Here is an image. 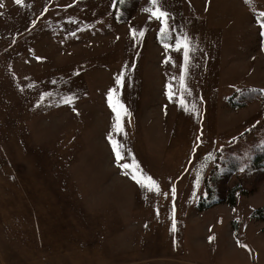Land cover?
Instances as JSON below:
<instances>
[{"label": "rangeland", "instance_id": "374dc122", "mask_svg": "<svg viewBox=\"0 0 264 264\" xmlns=\"http://www.w3.org/2000/svg\"><path fill=\"white\" fill-rule=\"evenodd\" d=\"M0 5V264H264V0Z\"/></svg>", "mask_w": 264, "mask_h": 264}, {"label": "snow or ice", "instance_id": "6c2138e0", "mask_svg": "<svg viewBox=\"0 0 264 264\" xmlns=\"http://www.w3.org/2000/svg\"><path fill=\"white\" fill-rule=\"evenodd\" d=\"M15 2L17 4H19L21 2V0H15ZM122 2V0H121ZM246 2H251V0H246ZM150 8H146L144 9V11L150 12L151 16L157 18L160 20L161 23V33L164 34L167 31V19H168V13L163 11L162 8L159 6V0H150ZM2 6V5H0ZM261 17H264V12L259 14ZM261 28H264V22H262L260 24ZM134 34H135V30H133ZM139 35H143V30H140ZM176 45L177 47H182L184 50V54H185V59H187V55H188V51H189V44H188V38L185 36L183 38H177L176 40ZM165 47H168V45L166 44ZM183 71V68H182ZM121 82V79L118 77L117 78V83L119 84ZM170 87V86H169ZM181 87H184L183 84V77H181ZM169 95H171V93H169ZM109 104L113 109V112L116 113V130L117 131H122V127L120 124V119L122 114L126 113V109L124 108V106L122 104L119 103V101H116L115 103L113 102V94H112V90H109ZM194 107V106H193ZM122 147V146H119ZM113 151L116 152V156L119 159L120 158V151L118 150V146L116 145L115 142H113ZM124 167H128L127 165H124ZM134 179L136 178L135 176L133 177ZM140 182V181H138ZM149 187H153L155 188L156 191H159V187L158 185L155 184V181H151V179L149 178ZM210 240L212 239V237L209 238Z\"/></svg>", "mask_w": 264, "mask_h": 264}, {"label": "trees", "instance_id": "16d2710c", "mask_svg": "<svg viewBox=\"0 0 264 264\" xmlns=\"http://www.w3.org/2000/svg\"><path fill=\"white\" fill-rule=\"evenodd\" d=\"M238 93V92H236ZM255 96H247L245 94V92H240L238 94H233L232 96L229 97L228 99V103L232 108H241L245 105H247L248 103L252 102V101H258L261 97V92L259 90H255L254 91ZM236 102H240V104L236 103ZM243 105V106H242ZM260 138H264V133H262V135L260 134ZM264 146V143L259 145V146H255L254 143L252 145L251 148L248 149V155L251 157L250 160V164L254 167V168H259L264 166V156H260L258 155L259 150L262 149V147ZM235 196V191L231 193V205L233 204V198ZM207 208V206H201L200 209ZM252 220H254L255 222H260V223H264V207L255 210L253 212V214L251 215Z\"/></svg>", "mask_w": 264, "mask_h": 264}]
</instances>
